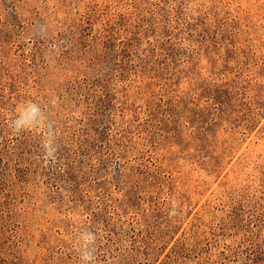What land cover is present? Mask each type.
<instances>
[{"label":"rangeland","instance_id":"rangeland-1","mask_svg":"<svg viewBox=\"0 0 264 264\" xmlns=\"http://www.w3.org/2000/svg\"><path fill=\"white\" fill-rule=\"evenodd\" d=\"M0 264H264V0H0Z\"/></svg>","mask_w":264,"mask_h":264}]
</instances>
